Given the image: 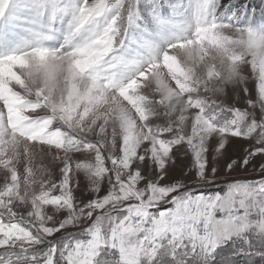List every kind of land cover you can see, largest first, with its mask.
<instances>
[{
  "label": "snow or ice",
  "instance_id": "6c2138e0",
  "mask_svg": "<svg viewBox=\"0 0 264 264\" xmlns=\"http://www.w3.org/2000/svg\"><path fill=\"white\" fill-rule=\"evenodd\" d=\"M0 264H264V0H0Z\"/></svg>",
  "mask_w": 264,
  "mask_h": 264
},
{
  "label": "rangeland",
  "instance_id": "374dc122",
  "mask_svg": "<svg viewBox=\"0 0 264 264\" xmlns=\"http://www.w3.org/2000/svg\"><path fill=\"white\" fill-rule=\"evenodd\" d=\"M256 2L258 3L259 2V0H256ZM247 173H241V175H246Z\"/></svg>",
  "mask_w": 264,
  "mask_h": 264
}]
</instances>
